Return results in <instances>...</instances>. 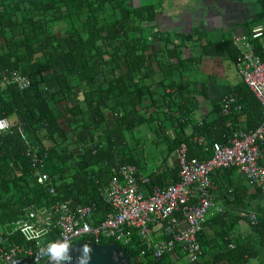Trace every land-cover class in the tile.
<instances>
[{
	"label": "trees",
	"instance_id": "trees-1",
	"mask_svg": "<svg viewBox=\"0 0 264 264\" xmlns=\"http://www.w3.org/2000/svg\"><path fill=\"white\" fill-rule=\"evenodd\" d=\"M160 4V0H0V76L6 69H16L31 81L24 90L0 84V121L14 124L11 134H0V223L20 218L25 206L48 198L47 189L36 182L26 145L47 153L44 171L55 184L57 198L73 203H86L88 198L99 205L94 178L105 180L115 161L137 163L126 134L155 119L157 110L144 109L169 105L163 119L184 129L181 122L188 120L195 89L187 75L185 80L175 78L176 72L197 64L202 56L240 60L230 39L199 44L201 33L196 30L178 38L162 35L156 21ZM159 41L161 48L156 49ZM186 42L198 47L200 54L193 55L194 47L185 57ZM255 52L264 61L261 45H255ZM158 73L161 90L147 81ZM235 90L240 110L232 114L233 121L244 129L255 128L261 122L259 101L243 81ZM228 119L220 115L195 127L196 132L205 138L220 137L227 132ZM22 132L27 139L33 133L35 139L25 145ZM182 141L189 157H204L203 147L192 137L174 139L172 145ZM240 217L224 211L210 218L214 237L207 239L204 230L198 234L200 259L191 264H246L255 257V246H264V213H258L251 239L230 237ZM124 249L131 264H171L167 254L155 260L140 255L137 247Z\"/></svg>",
	"mask_w": 264,
	"mask_h": 264
},
{
	"label": "built area",
	"instance_id": "built-area-1",
	"mask_svg": "<svg viewBox=\"0 0 264 264\" xmlns=\"http://www.w3.org/2000/svg\"><path fill=\"white\" fill-rule=\"evenodd\" d=\"M231 40L240 56L237 71L261 106L258 126L244 129L228 120L226 126L231 133L224 141L214 142L211 157L204 160L188 157L186 143L179 142L174 149L177 182L165 187L154 186L147 195L139 185L148 183V177L142 176L132 163H115L105 180L94 178L99 205L88 198L86 203L57 198L55 184L44 171L47 153L39 154L28 147L25 154L35 169L37 184L47 189L48 198L25 206L20 218L0 223V264H34L39 248L48 242L67 239L72 246L80 238L96 244L115 243L122 248H135L133 238H136L140 255H151L158 260L179 247L187 262H198L202 250L198 234L204 230L206 216L213 207L214 184L210 174L219 168H236L251 184L264 191V61L255 52V45L259 44L264 53V20L255 24L248 35H234ZM0 79L19 90L31 85L30 78L16 69L2 71ZM219 107L222 115L240 110L233 94L224 95ZM182 120L186 121L187 117L184 115ZM202 125L199 121L197 127ZM13 127V123L5 122L0 125V131L11 134ZM204 139L199 133L193 136L198 143ZM91 150L95 153L96 147ZM216 209L223 212L221 208ZM248 217L251 225L257 224L256 213L251 212ZM29 227L34 232L43 230L45 234L28 239L31 233L25 230ZM152 228L161 229L160 241L153 239ZM228 246L232 248L234 244L230 242ZM40 264H50V261L45 257Z\"/></svg>",
	"mask_w": 264,
	"mask_h": 264
},
{
	"label": "crops",
	"instance_id": "crops-1",
	"mask_svg": "<svg viewBox=\"0 0 264 264\" xmlns=\"http://www.w3.org/2000/svg\"><path fill=\"white\" fill-rule=\"evenodd\" d=\"M160 2L156 21L161 34H168L170 37L178 38L183 34H190L194 30L200 31L199 44H202L206 40H231L234 35H248L250 29L255 24L264 20V0H160ZM1 43L3 42L1 41ZM155 47L156 49H160L161 42H156ZM182 49L185 57L191 56L193 49L194 56L200 54L199 48L193 46L191 42H186ZM202 57L195 65L188 64V66H182V73L178 71L174 76L177 78L180 75L185 80L184 76L187 75L188 78L186 77V79L190 81V87L195 89L188 120L181 122L184 125V129H179L174 123L170 122L171 120L165 119V121H160L157 128L161 130L166 138L170 136V140L165 142V144L161 143L158 145L159 156L156 158L158 160L155 161V165L152 168L147 169L142 167L138 161L136 163L140 174L149 179L148 183H141L139 185L140 190L145 195L150 194L154 186L165 187L177 182L178 162L174 151L176 146L172 145L174 139L177 140V138L188 136L193 138L197 133V128L195 127H197L199 121L203 123L212 122L222 115L219 111L221 98L224 95L234 94L236 87L242 83V78L237 71L238 62L234 63L233 60L225 57ZM190 69L191 73L195 75L194 78L189 77L187 71ZM161 78L162 74L158 73L147 78V81L153 82L161 90ZM0 84H2L1 79ZM168 90L169 88H166L164 91L168 92ZM152 110L155 112L157 110V114H162L163 111L170 112L171 108L169 105H166L164 109L150 107L143 111L147 113ZM232 114L234 113L224 116L229 117L228 120L235 124L236 122L233 121ZM1 122L0 125L5 123ZM3 133L0 131V134ZM230 133L228 128L227 132L220 137H204L203 143L197 142L198 145L203 147L204 157H191L202 160L210 158L212 144L224 141L225 137ZM28 136L30 140L35 139L33 133H28ZM21 138L25 145L29 144L28 141L30 140L26 138L25 133L22 132ZM26 146V149L30 147ZM115 163L124 162L115 161ZM210 175L214 188L212 189L213 207L207 214L204 225L207 239L214 237L213 230L210 227V218L221 214L216 208H221L223 212L232 211L234 214L241 216L235 226L234 232L230 234L231 238L251 239L253 233L248 214L251 212L256 214L264 213V191L258 186L251 184L236 168H219L214 170ZM152 177L156 181L152 182ZM231 193L234 194L232 198ZM151 234L155 241H160L163 238L161 229L152 228ZM134 243L135 247H137L139 242L134 241ZM255 249L256 256L250 258L246 264H250L251 259V261L264 264V246L256 245ZM167 255L168 259L171 260V264H191L187 262L182 251H174V253Z\"/></svg>",
	"mask_w": 264,
	"mask_h": 264
},
{
	"label": "rangeland",
	"instance_id": "rangeland-1",
	"mask_svg": "<svg viewBox=\"0 0 264 264\" xmlns=\"http://www.w3.org/2000/svg\"><path fill=\"white\" fill-rule=\"evenodd\" d=\"M151 1L154 2L155 0ZM187 72L189 74V77H195V75L191 73V69ZM154 116L155 119H153L152 121L145 122L127 132L126 134L128 146L133 148L134 155L136 156L139 164L147 169L152 168L155 165V161L158 160L156 159L159 156V150L157 148L158 145H160L161 143L165 144V142H168V140H170V136L166 138L161 130L157 128L158 123L160 122L159 120L165 121L163 119V114L159 113ZM80 241H85V239L80 238L75 240L76 243ZM251 260L250 264H260L257 261L254 262Z\"/></svg>",
	"mask_w": 264,
	"mask_h": 264
},
{
	"label": "clouds",
	"instance_id": "clouds-1",
	"mask_svg": "<svg viewBox=\"0 0 264 264\" xmlns=\"http://www.w3.org/2000/svg\"><path fill=\"white\" fill-rule=\"evenodd\" d=\"M31 233L28 235V239H38L41 238L45 232L42 231H32L29 227L25 230ZM71 248V242L67 239L50 241L46 245L41 246L38 251V255L34 260V264H40L42 258L47 257L50 264H65V262H71L72 257L69 254V249ZM92 249L88 244H84L81 248V254L77 257L78 264H88L91 259Z\"/></svg>",
	"mask_w": 264,
	"mask_h": 264
},
{
	"label": "water",
	"instance_id": "water-1",
	"mask_svg": "<svg viewBox=\"0 0 264 264\" xmlns=\"http://www.w3.org/2000/svg\"><path fill=\"white\" fill-rule=\"evenodd\" d=\"M84 244H88L92 249L88 264H131L129 253L121 246L115 243L96 244L90 241H80L71 246L69 249V254L72 257L70 264H78L77 257L80 256ZM65 264H69V262H65Z\"/></svg>",
	"mask_w": 264,
	"mask_h": 264
}]
</instances>
